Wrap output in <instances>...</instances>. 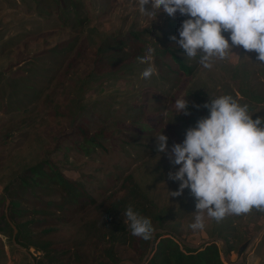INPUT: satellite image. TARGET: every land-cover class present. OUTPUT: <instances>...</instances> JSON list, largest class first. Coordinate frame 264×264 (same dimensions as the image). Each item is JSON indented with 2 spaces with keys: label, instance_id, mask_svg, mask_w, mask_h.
<instances>
[{
  "label": "rangeland",
  "instance_id": "374dc122",
  "mask_svg": "<svg viewBox=\"0 0 264 264\" xmlns=\"http://www.w3.org/2000/svg\"><path fill=\"white\" fill-rule=\"evenodd\" d=\"M172 21L166 13L155 20L142 14L138 0H0V264H51L45 254L15 242L5 202L22 185L25 170L46 160L81 182L98 202L83 213L87 219L71 234L55 240L60 243L52 253L55 264L104 261L103 222L96 230L86 225L100 218V208L110 198L125 194L131 175L163 214H175L163 231H173L194 249L216 241L225 264H264V211L253 209L219 222L205 213L204 230L193 231L197 200L190 189L171 197L180 182L169 178L180 167L170 161L172 146L209 114L203 106L211 98L231 95L249 106L253 119L264 117V103L253 100L264 96V62L238 46L236 55L214 59L213 67L205 69L199 56L187 58L171 40L173 35L179 39L180 29ZM129 32L141 33L146 55L153 49L149 63L156 71L150 79L141 78L148 63L115 67L99 60L105 41ZM167 48L193 67L190 76L174 74L178 67L161 53ZM185 96L190 114L175 115V100ZM136 118L152 128L141 130ZM80 125L90 132L104 130V149H93L88 156L79 152ZM163 132L169 138L168 152L161 153L156 136ZM23 197L31 203L47 200L35 192ZM247 215L256 226L247 225ZM246 227L255 231L254 238L240 233ZM70 248L77 253H65ZM118 253L129 258L133 252L120 244ZM147 254L136 264L146 262Z\"/></svg>",
  "mask_w": 264,
  "mask_h": 264
},
{
  "label": "clouds",
  "instance_id": "9594fccd",
  "mask_svg": "<svg viewBox=\"0 0 264 264\" xmlns=\"http://www.w3.org/2000/svg\"><path fill=\"white\" fill-rule=\"evenodd\" d=\"M150 5V7H146ZM139 11L157 18L177 12L189 17L182 23L179 39L171 40L183 49L187 58L199 56L205 69L214 59L224 60L236 47L255 52L264 62V0H138ZM228 34L227 36L225 34ZM148 55L138 57L148 63L141 78L150 79L156 69ZM176 114L189 115L187 96L175 100ZM199 107V106H197ZM203 107L209 110L186 132L182 143H175L169 153L173 165L180 166L169 178L179 181V190L190 189L196 198L193 231L204 230L205 213L217 222L230 215H245L253 209L264 211V117L253 119L247 104L231 95L211 98ZM158 151L168 152V137L156 136ZM133 236L149 240L155 232L152 220L131 205L123 212Z\"/></svg>",
  "mask_w": 264,
  "mask_h": 264
},
{
  "label": "trees",
  "instance_id": "16d2710c",
  "mask_svg": "<svg viewBox=\"0 0 264 264\" xmlns=\"http://www.w3.org/2000/svg\"><path fill=\"white\" fill-rule=\"evenodd\" d=\"M185 19H187L185 16L177 12L172 17L173 26L181 28ZM161 53L170 57L178 67L174 70L177 77L185 78L191 75L193 67L188 65L174 48H167ZM146 54L147 49L139 32H129L125 37L109 39L97 52L99 60L107 59L109 65L115 67L120 66L121 63H134L138 61V57ZM253 100L260 104L264 103V96L253 97ZM138 119L136 118L135 125L140 126L141 130L152 128ZM77 133L82 142L77 150L84 156L90 155L93 149H104L101 142V138L106 134L104 130L90 132L89 129L80 125L77 127ZM25 173L22 185L10 195V199H5V202H8L6 218L12 232L16 231L13 236L15 242L26 250L34 249L45 254L52 264L56 261V256L52 253L57 251L60 245L55 240L59 241L60 237L65 238L69 233L71 234L73 227L78 226L82 219L83 222L87 219L83 213L90 207L95 209L98 202L92 199L91 194L81 182L67 177L52 161L38 163L25 170ZM126 182L128 187L125 194L114 200L110 198L108 205L100 208V218H92V222L86 225L96 230L99 228V224H96L103 222L99 231L103 232L101 241L107 240V243L103 249L105 259L100 264H120L126 260L131 261L130 264L141 263L150 247L153 254L145 264H225L216 241L207 242L202 247L194 249L173 231H163L166 221L173 220L175 214L171 217L163 214L155 202L134 181L132 175ZM34 192L38 196L46 197L47 200L34 203L24 200L26 198L23 196ZM130 205L141 215L151 218L157 231L153 244L152 238L144 240L132 235L128 223L125 222L126 217L123 216V212ZM72 214L74 217H70ZM82 230L85 231V229ZM120 244L133 252L132 257L119 256L118 245ZM70 251L71 248L65 253L69 255L77 253Z\"/></svg>",
  "mask_w": 264,
  "mask_h": 264
},
{
  "label": "crops",
  "instance_id": "0c3cea01",
  "mask_svg": "<svg viewBox=\"0 0 264 264\" xmlns=\"http://www.w3.org/2000/svg\"><path fill=\"white\" fill-rule=\"evenodd\" d=\"M251 214V213H250ZM256 216H258L257 214H254V218L256 217ZM247 220H249V215H247ZM251 218H252V215H250V220H251ZM250 220H249V223L247 224V225H249V226H256L254 223H252V222H250ZM251 227H246V228H244V229H242V230H240V233H243V231H246V233H247V235H251V236H253V238H254V234H255V231L253 230V231H251ZM253 238L251 239V241L253 240ZM251 241H250V243H251ZM249 243V244H250ZM251 244H253V243H251ZM248 246V245H247ZM252 246V245H251ZM234 251H232V253H233ZM231 253V254H232ZM249 253V252H248ZM252 253L254 254V251H252ZM241 256H244V255H242L241 254Z\"/></svg>",
  "mask_w": 264,
  "mask_h": 264
},
{
  "label": "water",
  "instance_id": "95a60500",
  "mask_svg": "<svg viewBox=\"0 0 264 264\" xmlns=\"http://www.w3.org/2000/svg\"><path fill=\"white\" fill-rule=\"evenodd\" d=\"M156 234H157V231L154 232V235L152 236V239H151V243L152 244L154 243ZM152 254H153L152 247H150V249L148 251V254H147V258H150L152 256ZM125 264H130V261H126ZM142 264H145V261Z\"/></svg>",
  "mask_w": 264,
  "mask_h": 264
}]
</instances>
